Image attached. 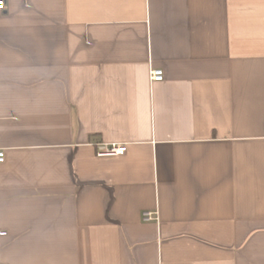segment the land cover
<instances>
[{
	"label": "crops",
	"instance_id": "0c3cea01",
	"mask_svg": "<svg viewBox=\"0 0 264 264\" xmlns=\"http://www.w3.org/2000/svg\"><path fill=\"white\" fill-rule=\"evenodd\" d=\"M1 1L0 264H264V0Z\"/></svg>",
	"mask_w": 264,
	"mask_h": 264
},
{
	"label": "built area",
	"instance_id": "2783aa9c",
	"mask_svg": "<svg viewBox=\"0 0 264 264\" xmlns=\"http://www.w3.org/2000/svg\"><path fill=\"white\" fill-rule=\"evenodd\" d=\"M5 10V3L4 1L0 0V11ZM149 79L151 81L159 82L163 80V72L159 69H152L149 72ZM100 151L97 152V155L100 156H120L123 155L125 150L123 147H119L116 145H99ZM4 152L0 150V163L3 164L4 162ZM144 222H151L157 220V214L154 212H145L143 214ZM6 233L0 231V236H4Z\"/></svg>",
	"mask_w": 264,
	"mask_h": 264
}]
</instances>
